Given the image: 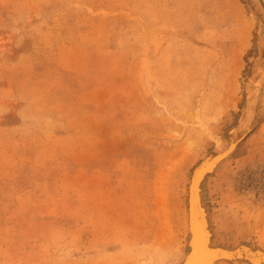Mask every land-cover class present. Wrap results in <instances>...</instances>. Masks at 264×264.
I'll use <instances>...</instances> for the list:
<instances>
[{
	"label": "rangeland",
	"instance_id": "rangeland-1",
	"mask_svg": "<svg viewBox=\"0 0 264 264\" xmlns=\"http://www.w3.org/2000/svg\"><path fill=\"white\" fill-rule=\"evenodd\" d=\"M199 229L264 252V6L0 0V264H191Z\"/></svg>",
	"mask_w": 264,
	"mask_h": 264
},
{
	"label": "water",
	"instance_id": "water-1",
	"mask_svg": "<svg viewBox=\"0 0 264 264\" xmlns=\"http://www.w3.org/2000/svg\"><path fill=\"white\" fill-rule=\"evenodd\" d=\"M190 205H191V201H190ZM192 208L193 210L195 209V212L198 213V215H200L199 207L195 203L194 199L192 200ZM218 255L226 259H241L257 264L264 263V252L259 250L258 247L255 246L250 247L246 244H240L239 246L227 250L223 249L219 252Z\"/></svg>",
	"mask_w": 264,
	"mask_h": 264
},
{
	"label": "bare ground",
	"instance_id": "bare-ground-1",
	"mask_svg": "<svg viewBox=\"0 0 264 264\" xmlns=\"http://www.w3.org/2000/svg\"><path fill=\"white\" fill-rule=\"evenodd\" d=\"M257 2L259 5H261V7L264 6V0H257ZM249 115H250V112L248 114V117H249ZM246 119H248V118L246 117ZM243 123H244V121H241L235 128L234 136H235V138H237V140L241 139L243 134H244ZM197 234H198L197 244H196V247L194 249V259H193L191 264H200L203 261L202 251H203V246H204V237L202 235L201 229H199L197 231Z\"/></svg>",
	"mask_w": 264,
	"mask_h": 264
}]
</instances>
